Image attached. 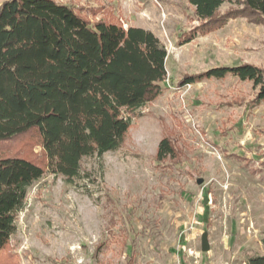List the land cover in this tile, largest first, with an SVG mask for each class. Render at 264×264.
<instances>
[{"label":"rangeland","instance_id":"1","mask_svg":"<svg viewBox=\"0 0 264 264\" xmlns=\"http://www.w3.org/2000/svg\"><path fill=\"white\" fill-rule=\"evenodd\" d=\"M54 1L92 24L152 31L166 47L168 78L120 150L84 158L89 179L46 174L30 188L0 264H247L264 255V102L231 76L180 86L222 66L264 71V27L237 17L184 43L200 24L188 0ZM238 9L225 3L220 13ZM167 137L176 158L160 163ZM14 154L45 162L38 133L0 144V157Z\"/></svg>","mask_w":264,"mask_h":264},{"label":"trees","instance_id":"2","mask_svg":"<svg viewBox=\"0 0 264 264\" xmlns=\"http://www.w3.org/2000/svg\"><path fill=\"white\" fill-rule=\"evenodd\" d=\"M188 2L200 24L184 43L237 17L264 27V0ZM225 3L239 9L221 14ZM167 59L165 45L150 30L107 20L92 24L54 0L0 5V144L38 133L45 158L0 157V254L16 234L35 183L54 174L77 185L90 178L84 158H102L124 146L137 110L164 91ZM229 76L253 84L256 105L264 102V71L252 64L185 76L180 86ZM156 156L160 163L176 158L173 141L163 138ZM247 264H264V255Z\"/></svg>","mask_w":264,"mask_h":264},{"label":"water","instance_id":"3","mask_svg":"<svg viewBox=\"0 0 264 264\" xmlns=\"http://www.w3.org/2000/svg\"><path fill=\"white\" fill-rule=\"evenodd\" d=\"M203 250L207 251V241H206V237H203Z\"/></svg>","mask_w":264,"mask_h":264}]
</instances>
